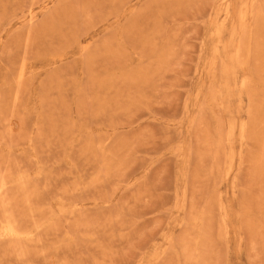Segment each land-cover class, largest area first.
Wrapping results in <instances>:
<instances>
[{"label":"rangeland","instance_id":"1","mask_svg":"<svg viewBox=\"0 0 264 264\" xmlns=\"http://www.w3.org/2000/svg\"><path fill=\"white\" fill-rule=\"evenodd\" d=\"M263 48L264 0H0V264H264Z\"/></svg>","mask_w":264,"mask_h":264},{"label":"bare ground","instance_id":"2","mask_svg":"<svg viewBox=\"0 0 264 264\" xmlns=\"http://www.w3.org/2000/svg\"><path fill=\"white\" fill-rule=\"evenodd\" d=\"M262 2V1H261ZM256 3V2H255ZM259 8V7H258ZM260 9V8H259ZM259 12V11H258ZM260 12H261V10H260ZM262 13V12H261ZM263 14V13H262ZM263 16V15H262ZM258 20V19H257ZM259 28V27H258ZM252 30V29H251ZM251 37V36H250ZM255 39H256V37H254ZM250 41V40H249ZM261 42V41H260ZM250 45H251V42L249 43ZM250 47V46H249ZM248 49V48H247ZM264 49V48H263ZM250 50V49H249ZM253 50V49H252ZM251 51V50H250ZM239 56V55H238ZM254 56V55H253ZM258 56V55H257ZM249 59V58H248ZM263 59V58H262ZM247 61V60H246ZM259 62V61H258ZM255 64H256V61L254 62ZM260 64V63H259ZM246 65V64H245ZM244 65V66H245ZM257 65H258V63H257ZM241 66H242V64H241ZM243 66V67H244ZM247 66V65H246ZM242 67V68H243ZM249 69V68H248ZM245 70H247V69H245ZM249 71V70H248ZM244 75H246V74H244ZM248 76V75H247ZM247 114V113H246ZM246 136V135H245ZM249 136V135H248ZM247 137V136H246ZM249 138H250V136H249ZM263 147V146H262Z\"/></svg>","mask_w":264,"mask_h":264}]
</instances>
